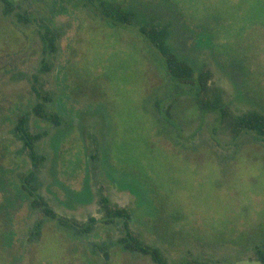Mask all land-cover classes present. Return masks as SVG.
Returning <instances> with one entry per match:
<instances>
[{"label":"rangeland","instance_id":"374dc122","mask_svg":"<svg viewBox=\"0 0 264 264\" xmlns=\"http://www.w3.org/2000/svg\"><path fill=\"white\" fill-rule=\"evenodd\" d=\"M17 1L33 11L35 20L15 25L2 15L0 3V188L6 197L0 218L7 216L4 206L15 197L14 186L31 168L15 127L18 108L35 97V74L44 90L61 99L66 122L76 119L64 136L63 127L56 132L34 117L30 122L34 133L51 131L39 144L47 156L39 179L60 215L79 222L101 219L100 197L107 196L136 209L133 232L159 247L171 264L193 258L261 264L255 250L264 245V141L253 134L234 139L216 115L200 116L191 96L175 99L164 67L135 28L112 27L80 0ZM173 2L183 9L173 4L179 10L175 17L181 16V35L193 34L195 19L206 32L224 28L214 40L225 41L217 50L221 55L209 43L205 48L192 43L185 50L199 51L196 65L212 69L213 84L225 101L236 111L264 110V0ZM43 24L62 32L47 73L41 70ZM240 64L244 74L231 77ZM238 90L258 100L247 102ZM157 101L163 112L172 111L171 118L158 110ZM58 181L64 189L84 191L72 202ZM141 184L149 189L144 202L137 196ZM28 204L16 213L11 248L0 221V264L98 263L87 242L71 238L53 221L46 222L39 241L31 238L35 217ZM100 230L101 237L93 239L110 245L108 264H154L112 246L120 234L114 226Z\"/></svg>","mask_w":264,"mask_h":264},{"label":"trees","instance_id":"16d2710c","mask_svg":"<svg viewBox=\"0 0 264 264\" xmlns=\"http://www.w3.org/2000/svg\"><path fill=\"white\" fill-rule=\"evenodd\" d=\"M80 1L88 8H95L99 16L112 27L123 26L136 29L137 34L154 51L157 60L164 67L167 77L173 83V87H175L176 90V93L173 94L175 95V99L184 95L191 96L194 109L200 116L205 117L208 114L216 115L218 122L230 132L234 139H238L244 134H253L255 138L264 141V110H234L230 102L225 101L222 92L214 86L212 81V69L210 67L196 65L197 61L195 55H197L199 51L193 54L185 50V47L188 48L192 43L194 45L196 44V47L200 45L201 48H205L207 43H209L215 48V51H213L215 55L220 54L217 50L221 48L220 44H224L225 41L214 42V40L218 33L225 32L224 28L217 25L216 30L213 28L214 32L212 29L210 32H206L205 28L201 25V21L195 19V21L199 23L192 21V24L200 30L196 33L197 28L195 29L194 27L195 31L193 34L187 36L181 35L180 31H178V22L181 20V16L175 17L174 13L177 14L176 11L179 10L173 6V4L176 6L177 3H171L172 0ZM0 3L2 15L15 25H27L35 20L32 18L34 15L33 11L30 13L27 10L28 7H25L21 1L0 0ZM161 3H168L173 7H160L155 5ZM176 7L182 9L180 3L179 6L177 5ZM42 27L44 31L39 30V35L43 43L41 70L47 73L51 68L48 57L53 56L59 51V41L62 32L46 24H43ZM223 35H225V33H223ZM212 58H214L215 61L217 59V57L214 56ZM239 67H241L239 71H232L237 73L233 74L230 72L231 77L238 78L241 76L244 66L240 64ZM32 92L35 97L22 103V109L18 108L20 112L17 114L15 127L16 135L23 141L22 149L27 152L31 160V168L20 177L18 183L14 186V190H16L17 193L15 197L13 195L14 198L8 199L6 206H4L5 215L7 216H1L0 218L10 238L9 242L6 244L7 248L14 246L17 236L14 227L16 213L21 212L23 206L28 202L29 208L32 210L35 217L34 224L29 230V235L31 238H34L35 241L41 239L46 222L53 221L60 230L67 231L71 238L85 241V243L87 242L89 247L93 248L95 255L98 256V258L94 259V261L98 262L97 264H108L111 257L110 245L103 239L99 242L96 241V239L94 240L93 236H98L102 232L100 230L102 228L107 232L108 226H114L116 230H119L120 234L116 243H113L112 246H117L118 249L125 253L149 257L154 264H171L159 247L148 242L140 234L133 232V224L138 220L135 213L136 209L114 204L109 197L101 196L100 204L104 213L101 219L89 217L86 222L72 221L68 217L60 215L55 210L43 192V190L46 191V189L49 192L48 186H46V184L44 185L39 179L40 170L45 166L47 160V156L43 149L39 148V144L44 139L45 135H49L51 131L45 129L41 132L34 133L30 129V122L34 117L37 122L43 121L48 126L50 125L52 129H56V132H59L60 130H64L63 128L66 129V127H69L70 129L73 127L76 119L70 117V121H68V123L66 122V110L61 99H54V97L51 96V92L44 90L38 75L35 74ZM238 94L243 100L253 103L252 99L254 98H252V96H248L240 90H238ZM254 100L256 101L258 99ZM156 105L158 110L162 111L159 101L156 102ZM172 105L173 101L171 103V108ZM171 112L170 109H167L163 113L171 118ZM66 131H68V129L62 132L61 136H64ZM56 184L62 187V191L66 193L67 198L69 200L71 199L72 202L74 198H78L80 195L79 192L84 191H76L73 188L71 189V187L65 186L66 189H64L59 181L56 182ZM86 184L88 188H91L89 177L86 180ZM139 187L141 190L137 196L144 202L149 199H145L144 196L150 197L149 189L148 187L146 189V185L143 188L142 184ZM3 189L2 187L0 188V193L4 191ZM2 197L3 199L0 203H3L6 199L4 193ZM10 202H12L11 206H7ZM107 234H109V231ZM98 237L100 238L101 236ZM100 253H102V255H100ZM255 253L260 263L264 264V245H258ZM181 264L226 263L222 261L193 258L184 260Z\"/></svg>","mask_w":264,"mask_h":264}]
</instances>
